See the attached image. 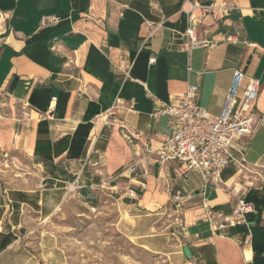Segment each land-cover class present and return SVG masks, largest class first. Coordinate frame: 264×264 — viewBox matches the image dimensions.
Wrapping results in <instances>:
<instances>
[{
	"label": "crops",
	"instance_id": "1",
	"mask_svg": "<svg viewBox=\"0 0 264 264\" xmlns=\"http://www.w3.org/2000/svg\"><path fill=\"white\" fill-rule=\"evenodd\" d=\"M0 12V264H70L48 228L79 174L82 193L118 195L122 234L169 264H264V180L237 163L264 175V126L234 145L222 187L143 148L173 133L170 116L154 117L149 92L177 105L198 85L200 104L217 115L239 69L240 96L249 78L260 80L264 115V0H0ZM44 15L60 20L44 27ZM191 26L207 44L188 51ZM121 123L140 139L131 143ZM244 176L254 183L247 223L216 231L201 190L229 216ZM176 191L185 195L179 210Z\"/></svg>",
	"mask_w": 264,
	"mask_h": 264
},
{
	"label": "built area",
	"instance_id": "2",
	"mask_svg": "<svg viewBox=\"0 0 264 264\" xmlns=\"http://www.w3.org/2000/svg\"><path fill=\"white\" fill-rule=\"evenodd\" d=\"M7 19V14L0 12V33L8 30ZM59 20L57 15H44L41 17L40 23L46 27L57 24ZM152 33L149 35L151 36ZM184 36L186 39L185 48L188 51L207 44V42L198 39L195 26L189 27ZM151 61L154 62L155 58H152ZM244 78L245 74L241 70L234 71L223 108L217 115H212L200 104L198 85H189L177 105L161 103L156 95L149 92L148 96L156 105L154 117L170 116L173 133L169 137L162 138L156 149H152L149 143L144 142L143 148L146 157L156 155L164 165L177 162L184 165L187 170L199 171L206 183L214 187L226 185L222 180V172L234 160V145L244 137L253 139L264 126V115L255 108L260 91V80L249 78L240 96L239 88ZM112 113L110 112V116ZM113 121L119 122L117 118H114ZM120 126L131 143L140 139L139 135L131 132L124 123H121ZM237 163L241 175L256 174L258 179L264 180V175L260 172H253L243 159L237 160ZM80 178L81 174L76 176L75 181L68 188L69 192L81 190V186L78 184ZM253 184L252 176L249 178L244 176L240 178L237 185H233L232 189L237 193L238 199L233 213L229 216L215 213L210 201L205 197L206 190H201L208 215L216 223V231L247 223L246 215L253 210V205L247 200V193ZM127 195L131 198L137 197L134 191H128ZM184 196L181 191H176L173 194L172 201L176 210L183 207ZM245 242L249 243L250 238L248 237Z\"/></svg>",
	"mask_w": 264,
	"mask_h": 264
},
{
	"label": "rangeland",
	"instance_id": "3",
	"mask_svg": "<svg viewBox=\"0 0 264 264\" xmlns=\"http://www.w3.org/2000/svg\"><path fill=\"white\" fill-rule=\"evenodd\" d=\"M70 193L74 197L48 228L68 254L70 264H169L163 256L122 234L118 195L106 188Z\"/></svg>",
	"mask_w": 264,
	"mask_h": 264
},
{
	"label": "water",
	"instance_id": "4",
	"mask_svg": "<svg viewBox=\"0 0 264 264\" xmlns=\"http://www.w3.org/2000/svg\"><path fill=\"white\" fill-rule=\"evenodd\" d=\"M184 251H185V253H186V255H187L188 257H190V256H191V255H190V251H189V248H188V247H185Z\"/></svg>",
	"mask_w": 264,
	"mask_h": 264
}]
</instances>
